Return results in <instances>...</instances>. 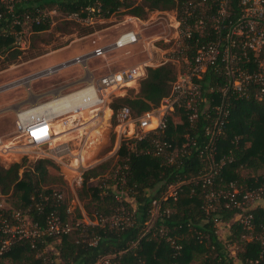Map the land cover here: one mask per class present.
Listing matches in <instances>:
<instances>
[{
  "label": "trees",
  "instance_id": "trees-1",
  "mask_svg": "<svg viewBox=\"0 0 264 264\" xmlns=\"http://www.w3.org/2000/svg\"><path fill=\"white\" fill-rule=\"evenodd\" d=\"M184 1L16 0L15 8L16 13L29 12L31 16L37 13V8H56L65 14L78 12L83 17L88 13L87 6L95 7L93 15L104 17L125 8L130 15L141 17L154 9L174 8L179 14ZM3 7L0 2V58L8 53L6 58L14 59L20 49L6 33L11 17ZM47 27L46 22L34 24L31 30L42 31ZM198 37L195 31L184 41L182 54L188 60L192 59L197 45L205 40ZM178 69L171 61L147 67L133 96L114 97L109 104L110 115L115 114L113 126L116 113L123 106L129 107L132 116L158 106L169 94ZM198 81L206 100L201 102L195 119L189 120L187 110L177 107L167 113L163 129L150 130L140 140L122 139L112 166V160L108 159L82 173L81 190L84 195L89 194V203L93 206L89 211L82 204L84 213L94 219L108 217L124 208L132 214V224L123 228L108 223L77 226L58 239L45 236L36 241L35 247L27 240L15 241L0 254V264H43L45 257L51 260L49 264H96L104 256H110L116 264H248L260 253L264 262V243L244 239L239 221L233 219L238 209L226 207L224 202L213 210L204 209V191L208 188L200 181V176L209 168L205 149L209 137L204 127L213 123L215 106L230 100V117L214 141L216 160L224 157L225 162L213 179V187L229 189L231 182L238 187L264 183V101L252 95L229 99V88L225 87L227 78L212 71L205 72ZM206 102L209 107L202 111ZM156 142L169 146L159 151ZM26 161L24 158L8 165L0 162V196L3 201L6 194L16 198L14 206L4 201V210L21 209L39 225H44L52 210H57L63 221L75 222L81 217L80 209L68 210L69 200L64 195L56 200L60 189L42 185L48 177L56 178L49 173V166H54L51 159L41 157L24 166ZM176 183H180L176 196L164 197L168 186ZM119 186L127 189V196L133 201L115 198V188ZM44 195H49L48 200H42ZM153 200L158 203L159 215L148 226ZM36 204L42 206L41 211ZM252 211V223L259 231L264 225V205L258 204ZM217 221L227 228L224 234L218 233ZM92 239L96 241L93 244ZM50 244L54 252H42Z\"/></svg>",
  "mask_w": 264,
  "mask_h": 264
},
{
  "label": "built area",
  "instance_id": "built-area-1",
  "mask_svg": "<svg viewBox=\"0 0 264 264\" xmlns=\"http://www.w3.org/2000/svg\"><path fill=\"white\" fill-rule=\"evenodd\" d=\"M0 2H3V8L11 17L6 33L11 35L14 43L20 44L21 47L25 26L31 29L34 24L49 23L57 12L56 8H37V13L31 16L29 12L16 13V0H0ZM233 7L237 9L234 10ZM85 10L88 12L85 17L78 12H71L68 16L79 21L89 19L95 7L87 6ZM99 10L97 7L98 13ZM171 19V24L175 28L178 47L158 65L168 61L177 62L181 58L183 67L178 70L169 94L161 100L158 106L135 116L131 115L127 106H123L117 111L116 146L122 136L140 140L150 130L163 129L167 113L174 111L177 107H183L187 110L189 120L195 119L200 112L201 102L206 100L203 97L198 79H201L203 74L208 71L225 75L227 78L225 87L229 88L230 92L229 99L231 96L233 98L252 95L255 99L264 101V0H186L182 3L180 13L177 14L175 10ZM195 31L199 37L205 40L197 45L192 59L188 60L186 56H183L182 48L184 41L191 38ZM140 37V30L122 31L113 41L74 56L73 62L81 66L85 72L90 73L89 59L104 56L106 52L112 49L134 45ZM149 66L147 62H139L125 68L109 70L98 76H88L76 90L68 93L76 92L73 97L77 103L75 108L58 114H41L38 116L19 115L18 113V134L23 136L29 144L48 146L50 153L48 157L50 158L69 155L78 159L75 165L70 164L73 171L71 182L80 185L83 171L89 168L91 164H83L79 161L81 149L72 153L66 140H54L63 132L55 134L52 123L58 121L66 129L65 131H74L79 127V124H71L70 118L73 113L104 106L114 89L138 83L145 76L146 68ZM210 89L212 88L210 87ZM230 102V100L229 102L224 100L222 102L224 105H216L213 123L204 127L205 134L209 137L205 145L209 168L200 176L202 185L208 188L204 191V209L206 211L213 210L221 202H224L226 207L238 209L239 211L233 219L239 221L243 230L242 237L247 241L255 239L264 243V225L259 231H256L255 225L252 223V210L258 204L264 205V183L256 187H238L231 182L229 189L213 187V179L225 162L224 157L216 160L214 141L222 133L224 124L230 117ZM208 107L209 103L206 102L201 110L204 111V108L207 109ZM135 127L139 129V132H136ZM156 146L161 151L163 147L169 145L165 142H156ZM7 149L8 146L0 138V150L6 152ZM179 185L180 183L170 184L164 193V197H175ZM62 195V192L56 193V200H60ZM48 198L49 195L42 196L44 201ZM115 198L133 201L131 197L127 196V189L123 186L115 188ZM152 204L153 208L150 211L151 219L148 226H151L154 219L159 215L158 203L153 200ZM36 205L41 211L42 206ZM4 206V201L0 196V232L2 235L0 254L9 249L15 241L27 240L31 243V247H35L36 241L43 240V237L51 236L58 239L60 235L69 233L77 226L108 223L112 227L123 228L132 224L133 221L132 214L125 211L124 208L116 210L108 217H95L94 219L81 211V217L77 218L75 222L63 221L57 210H52L47 214L44 225H39L31 221L21 209L6 212ZM68 210L70 211L69 208ZM154 211H156L155 214H153ZM220 225L221 222L217 221L216 226ZM95 242V239L90 241L91 244ZM46 250L54 252L51 244L43 248L42 252ZM50 262L51 260L47 257L43 259V264ZM96 264L116 263L112 262L110 256H104L99 258ZM248 264H264L263 254L260 253L251 258Z\"/></svg>",
  "mask_w": 264,
  "mask_h": 264
},
{
  "label": "rangeland",
  "instance_id": "rangeland-1",
  "mask_svg": "<svg viewBox=\"0 0 264 264\" xmlns=\"http://www.w3.org/2000/svg\"><path fill=\"white\" fill-rule=\"evenodd\" d=\"M174 11V8L154 9L144 16L136 17L127 13L125 8H120L107 17L91 14L89 19L79 21L57 10L56 15L48 23L47 29L34 32L25 26L22 34V47L16 44L20 53L14 59H7L8 53L0 58V138L9 146L6 152L0 150V162L8 165L27 158L25 166L29 161L48 157L50 154L48 146L29 144L23 136L18 134L17 114L19 110L30 108L35 103L48 102L59 95L68 94L76 90L80 82L90 75L98 76L107 70L121 69L139 62H147L148 65L154 67L165 57L170 56L178 47L175 28L171 24ZM129 29L140 30L141 37L138 42L134 45L112 49L104 56L93 57L88 61L90 73L85 72L81 66L73 62L75 55L85 53L97 44L109 43L117 37V34ZM174 63L179 69L183 67L181 58ZM137 89V83L114 89L104 106L109 107L114 97L133 96ZM38 91L42 94H38ZM66 110L63 109L61 112ZM85 110L88 109L82 111ZM82 111L73 114L79 115L78 113ZM111 111L110 109V114ZM105 114L101 106L91 115L84 114L79 117L72 115L70 118L71 124L83 126V134L79 132V127L75 129L77 131L67 130L70 133L66 140H68L72 153L83 147L86 148L91 138L96 136H93L95 130L104 131L103 136L98 137L100 146L95 155L89 159L91 164L89 167H94L108 159L112 160V166L116 159L115 151L119 144L116 146V125L113 126L115 114L108 115V124H106ZM135 129L139 132L138 128L135 127ZM122 139L127 138L122 136L119 143ZM48 158L54 164V166H49V173L56 178L48 177L42 185L60 189L64 197L69 200L70 211L75 212L81 209L84 212L82 204L85 209L92 211L93 206L89 203V194L84 195L81 186L71 182L73 171L67 165L72 164L73 156L61 155ZM243 173L246 172L243 171ZM5 196V203L14 206L16 198L11 194ZM217 230L218 233L224 234L227 228L221 224L217 226Z\"/></svg>",
  "mask_w": 264,
  "mask_h": 264
},
{
  "label": "bare ground",
  "instance_id": "bare-ground-1",
  "mask_svg": "<svg viewBox=\"0 0 264 264\" xmlns=\"http://www.w3.org/2000/svg\"><path fill=\"white\" fill-rule=\"evenodd\" d=\"M76 93V92H75ZM75 93H71V94H68V95H59L57 98H54L48 102H45V103H35L33 104V106H31L30 108H27V109H22V110H19L18 113L19 115L23 114V115H29V116H38V115H47V114H58L60 113L63 109H73L77 106V103L75 102V100H73L74 98V95H76ZM69 108V109H68ZM104 108V112L106 113V124L107 123V117L108 115L110 114V108L107 107V106H103ZM98 108H95V109H88V110H85V111H82V112H79V116H83L84 114H92L94 111H96ZM73 116H78V115H74ZM78 116V117H79ZM104 119V118H103ZM15 121V120H14ZM99 122V121H98ZM12 123V122H11ZM1 124V123H0ZM15 124V122H14ZM96 124V123H95ZM3 125V124H2ZM12 125V124H11ZM6 126V125H5ZM52 126H53V130H54V133L57 134V133H60V132H63L59 137H55L54 140H58V139H67L68 135H69V132L68 131H65L66 129L63 128V126H61V124L58 123V121H55L52 123ZM11 127V126H10ZM5 128V127H4ZM98 128V127H97ZM10 129V128H9ZM8 129V130H9ZM15 129V128H14ZM82 129H83V126H79L78 130L79 132H82ZM1 130V129H0ZM77 131V130H75ZM9 132V131H8ZM104 131H100V130H95V133L93 134V137L92 136V133H91V136L93 138H91L89 144H87L86 148H82L81 151H80V154H79V161H81V163L83 164H87L89 163V159H91L95 153L97 152L99 146H100V139L98 140V137H102L103 136V133ZM76 133V132H75ZM73 134V133H72ZM71 135V134H70ZM106 136V135H105ZM104 141V140H102ZM83 142V141H82ZM14 145V143H12ZM9 147V146H8ZM33 147V146H32ZM42 154V153H41ZM40 154V155H41ZM73 160V158H72ZM78 161V159H74L71 163V165H75L76 162Z\"/></svg>",
  "mask_w": 264,
  "mask_h": 264
},
{
  "label": "crops",
  "instance_id": "crops-1",
  "mask_svg": "<svg viewBox=\"0 0 264 264\" xmlns=\"http://www.w3.org/2000/svg\"><path fill=\"white\" fill-rule=\"evenodd\" d=\"M117 35H118V34H117ZM117 35H116V36H117ZM106 44H107V43H106ZM99 45H104V44H99ZM99 45L97 44L96 46H99ZM96 46H94V47H96ZM94 47H93V48H94ZM91 49H92V48H91ZM75 56H76V55H75ZM91 59H92V58H91ZM89 60H90V59H89ZM107 71H108V70H107ZM107 71H105V72H107ZM110 71H111V70H110ZM105 72H103V73H105ZM101 74H102V73H101ZM80 85H81V82H80L79 86H80ZM38 92H39L38 94H42L41 91H38ZM22 103H23V101H22ZM78 116H79V115H78ZM69 133H70V132H69ZM59 136H60V135H59ZM59 136H58V137H59ZM63 140H66V139H58L57 141H63ZM66 141L68 142V140H66ZM67 166L70 168L69 165H67Z\"/></svg>",
  "mask_w": 264,
  "mask_h": 264
}]
</instances>
